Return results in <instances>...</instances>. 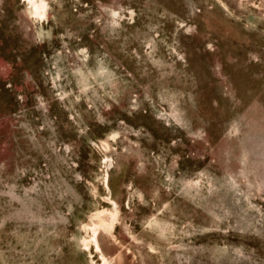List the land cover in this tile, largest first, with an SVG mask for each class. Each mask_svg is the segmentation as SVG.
I'll use <instances>...</instances> for the list:
<instances>
[{
    "label": "rangeland",
    "instance_id": "374dc122",
    "mask_svg": "<svg viewBox=\"0 0 264 264\" xmlns=\"http://www.w3.org/2000/svg\"><path fill=\"white\" fill-rule=\"evenodd\" d=\"M37 2L0 0V264H264V0Z\"/></svg>",
    "mask_w": 264,
    "mask_h": 264
},
{
    "label": "bare ground",
    "instance_id": "6f19581e",
    "mask_svg": "<svg viewBox=\"0 0 264 264\" xmlns=\"http://www.w3.org/2000/svg\"><path fill=\"white\" fill-rule=\"evenodd\" d=\"M34 2V6H36V9L38 11H40V8L44 5V4H41V2H37V0H31ZM44 7V6H43ZM43 10V9H42ZM42 13V12H41ZM98 245V244H97ZM99 246V245H98Z\"/></svg>",
    "mask_w": 264,
    "mask_h": 264
}]
</instances>
